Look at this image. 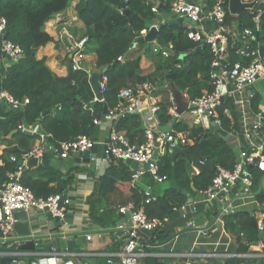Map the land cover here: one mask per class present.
<instances>
[{
    "label": "trees",
    "instance_id": "16d2710c",
    "mask_svg": "<svg viewBox=\"0 0 264 264\" xmlns=\"http://www.w3.org/2000/svg\"><path fill=\"white\" fill-rule=\"evenodd\" d=\"M71 1L0 0V17L6 21V40L22 49L20 58H5L9 64L6 67L0 66V93H7L19 103L28 99V103L19 107L18 111L5 100H0V142L5 141L3 138L12 132L14 133L11 138H18L17 145L5 149L1 156L0 186L7 182L9 174L17 171L19 165V162H11L9 156L29 151L36 139L34 134L28 135L18 131V125L41 126L44 132L52 136L49 141L53 145L72 141L81 135L94 139L92 132L97 127L94 123L95 115L102 113L104 107L113 108L117 94L122 88L135 87L144 82L159 83L160 87L154 95L159 98L157 119L160 126H165L172 119L169 114V109L173 106L169 101L170 93L163 87L167 82L173 81L175 87L182 94L187 93L190 100L201 96L204 90H212V54L207 45L199 48L188 39V25L184 23L164 26L158 30L154 41L163 48L172 44L173 49L167 58L154 54L158 58L154 70L150 74H142L143 68L150 62L148 53L152 51L145 42H136V39L157 21V15H169L173 0H80L75 11L77 19L85 26V41L81 54L95 53V68L99 71V80L103 76L106 77L105 90L101 93L102 102L94 101L95 94L85 71L75 70L72 83L68 84L63 78L57 77L45 65L43 59L38 60L35 57L37 48L53 40L44 30L45 23L56 15L63 14ZM213 1L205 0L206 6L210 8ZM153 7L156 13L152 12ZM225 9L224 25L229 29L234 27L236 33L252 31L255 40L249 41L251 50L259 49V52L264 54V0H258L253 9L244 10L236 16L228 12L226 5ZM204 25L209 31L214 28V25L207 21ZM230 41L233 48L229 50V62L241 61L248 64L254 59H244L237 54L238 48L242 46L240 38L236 37ZM171 74L174 75L173 79H167L166 76ZM258 103L259 98L254 96V110L257 109ZM229 106L230 103H227L217 108L220 128L236 138L241 150H244L245 143L238 116L234 112L231 119L224 115V109ZM174 125L177 130H187L184 123ZM113 128L117 133H123L131 144L144 143L145 131L141 129V118L137 114L113 121ZM197 132L200 137L187 144L186 155L179 154L172 159L170 154L166 153L158 158V174L165 176L164 182L168 184L161 193H153L156 196L155 201L144 204L143 188L140 186L126 188L131 193L130 199L135 210L142 206L148 218L170 219L181 206L188 204L190 197L204 192L211 185L214 173L200 165L199 161L227 170L235 167V153L231 150L229 139L221 137L212 128L200 129ZM247 152L249 154L251 149ZM191 166H196L198 173L191 174ZM45 168L44 163V167L37 168L33 173L42 175L41 172ZM249 169L254 177L253 188L257 187L262 172L255 168ZM132 174L133 171L124 161L111 159L109 167L98 179V194L100 197H106L116 188H125L122 184L131 183ZM19 178L21 184L29 188L36 197L42 198L61 194L71 180L70 177L67 180H58L56 187H50L53 179L43 181L35 178L32 172H22ZM255 199L258 205L263 206L264 191L256 194ZM94 205L95 203L91 205L92 209ZM222 217L225 231L237 235L236 254H251L249 247L259 241L262 242L264 254V239L256 222H252L250 213L234 211L233 214ZM166 225L162 232L152 236V243L164 241L171 236L172 231L166 230ZM240 233L243 236H240ZM139 242L145 253L159 252L146 246L143 239H139ZM140 264L167 263L161 257L149 255L142 258ZM212 264H264V258L230 257L220 262L212 261Z\"/></svg>",
    "mask_w": 264,
    "mask_h": 264
},
{
    "label": "built area",
    "instance_id": "2783aa9c",
    "mask_svg": "<svg viewBox=\"0 0 264 264\" xmlns=\"http://www.w3.org/2000/svg\"><path fill=\"white\" fill-rule=\"evenodd\" d=\"M228 0H214L210 8L206 9V3L203 5L196 0H173L170 6L169 15L174 20L187 19L192 22V26L188 25L187 37L191 41L197 44V47L202 48L207 45L210 53L212 54L210 72V86L212 90L210 92L204 90L202 95L190 100L186 93L183 94L184 100L188 103L189 107L181 115H177L174 109H170V113L174 119L179 120L183 116H186L192 126H206L209 128L211 121L216 124L219 123L217 108L224 104L223 97L227 98V101H231L233 105L243 108L253 94L248 92L244 97L246 91L260 80H264V54L259 52V49L251 50L249 41H254V35L250 30H244L241 33H233L224 25V19L226 16L225 5L227 6ZM250 2L253 0H244ZM258 2V1H257ZM152 12L156 13V9L153 7ZM210 22L214 25L212 30L205 28V22ZM159 22L155 21L149 28H158ZM6 29V21L0 17V53L3 57L10 60H17L22 55V49L19 45L3 39V30ZM148 30L142 32L144 36ZM240 38L242 44L238 48L237 54L241 58L254 57L252 61L245 64L241 61L229 62V50L233 48V43L230 39ZM84 39L80 40L74 45L68 47V53L70 54V61L75 70H83L87 74V77L91 79L93 73L87 69H84L80 64L81 50L83 48ZM258 47V46H257ZM153 54H158L163 58H167L170 55L173 47L172 44H168L165 48L159 46L155 41L151 42L150 48ZM121 58H118L120 60ZM106 77H102L99 80V91L102 93L105 90ZM166 87V86H164ZM157 86L155 83L144 82L135 87H125L119 90L116 97V104L113 108L107 109V114L104 115L106 121H113L124 118L128 115H142L147 113L148 121H155V115L157 108L155 107L154 92ZM3 99L9 103L12 108L18 109L22 105L28 103V99H24L22 103L14 100L7 93H0V100ZM94 101L102 102V98H94ZM169 101L172 103L173 97L170 93ZM143 117H145L143 115ZM264 120V114L262 112L257 114V119L249 129L244 130L245 139L250 140L253 136L257 135L262 130V122ZM101 119L94 120L96 125H99ZM36 127V128H35ZM35 128V130H33ZM17 130L20 132L30 133V135H36L34 144L29 151L22 152L19 155L12 154L9 156V160L13 163L19 162L17 171L8 175V180L0 186V244L6 247V250L0 252L2 256H15V257H38V253H24L17 250V243H13L11 234L13 233V225L15 223L14 213L18 211L36 212L47 209L52 217H58L59 220L66 219V213L71 206V201L66 198H62L64 194H53L46 198L36 197L33 192L21 184L20 173L24 164L31 158L41 160L42 156L47 148L58 154L62 159L75 155L77 152H83L92 149L97 145V142L88 136L81 135L72 141L58 142L56 145L49 147L48 142L52 136L44 132L39 125H18ZM145 140L141 145L131 144L128 139L113 131L105 145V159L106 161L114 160H131L138 162L140 167L138 170L133 171L131 176L132 181H137L142 176H149L153 183H161L165 180V176L158 174L157 161L158 158L155 151L160 150V154H171L173 147H185L191 142L189 138L182 135L179 131L171 129L169 132L159 135V146H155L154 132L151 130H145ZM261 146H264L262 140ZM149 163L148 168L145 169L144 165ZM200 165H204V161H199ZM249 168H255L256 170L264 173V155L260 150L252 152L244 159H241L238 164L232 170H227L220 166L214 167V178L211 185L201 194L205 196V201H213L215 199L224 200V208L222 216L231 215L234 213V209L227 203V198L230 191L234 188H241L243 194H251V188L253 186V173ZM197 172V170H196ZM144 204H149L156 200V196L153 194L151 187L147 186L143 190ZM227 203V204H226ZM130 209L120 208L119 212L125 213L131 211L130 224L131 226L127 230V239L124 241L120 249L110 255L107 259V264H139L140 260L150 254L145 253L142 246L139 243L138 237H136V231L139 230H158L162 229L169 221L167 217L160 218H148L141 206L138 209L129 207ZM189 205H183L179 208L178 212L182 218L186 219V213ZM66 223V222H65ZM257 228L264 237V226L261 223H257ZM190 226V223H187ZM240 236H243L240 233ZM90 239V237H87ZM56 261H59L62 257L69 254L57 253ZM250 254H209L204 257L212 259L222 260L230 257H249ZM201 256V255H199ZM12 262H17V259H13ZM220 262V261H219ZM29 264H39L37 259H33Z\"/></svg>",
    "mask_w": 264,
    "mask_h": 264
},
{
    "label": "crops",
    "instance_id": "0c3cea01",
    "mask_svg": "<svg viewBox=\"0 0 264 264\" xmlns=\"http://www.w3.org/2000/svg\"><path fill=\"white\" fill-rule=\"evenodd\" d=\"M196 1L203 5L205 4V0ZM79 2L80 0H72L63 14L56 15L53 19L45 23L44 30L53 40L45 46L37 48L35 53L36 59H43L45 65L60 78H65L68 75V62L70 59L68 47L76 44L84 38L85 26L77 19L75 11ZM206 9H208L207 6ZM160 16L161 22L159 23L174 21L170 15ZM184 24L192 26L189 23ZM230 31L233 33L236 32L234 27H232ZM231 38L233 39V37ZM80 61L84 69L91 71L93 74H99V71L95 68V53L88 52L81 55ZM8 64V60H6L0 53V66L6 67ZM147 64L148 66L143 68L142 71H145L150 67V62ZM168 83L169 82L164 85L166 87H163L167 88L169 93H171L168 88ZM155 84L157 86V91L160 86L159 83ZM248 92H251L253 97L255 96L259 98L256 110L252 108L253 97L243 108L233 105L231 101L226 100L224 103H230L229 108L224 109V115L228 119H231L232 113L234 112L238 116L239 123L241 124L243 141L245 143L244 150H241L239 141L236 138H233L231 134L227 133V136L223 137L226 140L229 139L231 141V150L235 154H240V160L244 159L246 154L248 155V149H251L250 153L260 150L262 154V151H264V146H261L262 140L264 141V135L262 134L264 133L263 130L253 136L250 140L245 139L244 137V130L249 129L253 125L257 119V114L260 112L264 114V80H260L252 85L246 91L244 97ZM153 96L156 103L155 107L158 111L159 98L155 95ZM172 105L171 109H174L173 101ZM169 114L172 116V119L165 126H160L158 124L157 113L155 115V121L144 119L147 118V113L139 115L141 118V129L144 131L151 130L158 136L169 132L171 129H175L187 137V134H191L189 127L196 128L192 126L191 121L186 116L176 120L170 113V109ZM143 115L145 117H143ZM102 116L99 125H97L92 132L94 140L97 142V151L95 157H91L88 163H85L82 160L77 161L74 154L62 159L52 150V148H47L44 152V154L47 153L46 156L43 154L42 159L40 161L37 160L36 165L27 168V162L30 160L29 159L21 170V173L32 172L35 178H40L43 181L53 179L49 184L50 187H56L58 180L62 181L67 180L69 177L71 178L67 183L65 190L61 193L66 194L71 201V207L66 213V223L63 225L61 224L58 227L54 221H50L47 218L39 219V216L33 212L34 215L28 218V221L31 224V235L25 238H18L14 232L11 234L13 243H17L16 251L19 252L32 253L33 251L19 250V246L27 240L34 241L36 250L33 253L39 254L38 257H36L39 264H107V259L110 255L116 253L126 240L125 237L128 230V221L119 225L121 220L118 216L120 208H126L127 210L130 209L129 207L133 208V202L130 199L131 193L126 188L140 186L144 190L147 186H150L153 193H161L168 184L164 181L156 184L152 182L150 177L147 178L148 176H144L137 181H131L129 184H122L125 188H116L113 192L107 194L106 197H100L98 194V179L105 173L110 165V161L104 160V143L108 140L110 134L115 131L113 123L108 120L106 121ZM175 123L186 124L187 130H177L174 125ZM212 125L220 127V120L218 124L211 121L209 128H212ZM199 127H201L202 130L209 129L206 126ZM35 128H33V130H35ZM12 133L3 138L5 141L0 142V165L3 151L17 145L18 138H11ZM118 134L125 136L123 133ZM199 137V135H196L191 136L189 139L195 140L199 139ZM48 144L49 147L52 146V143L48 142ZM185 148L186 146L182 147V149ZM155 154L157 158L161 157L160 150L157 149ZM44 163L46 168L41 172L42 175L38 172L33 173L37 168L44 167ZM190 173H198V168L196 166H191ZM263 176L264 173H262L257 187L253 188L252 186L251 194H243L241 188L237 187L230 191L227 198V203H230L234 211H246L250 213L254 222H256V224L260 222L262 226H264V210H262L264 205H258L255 196L260 191H264ZM93 203H95V205L92 209L91 205H93ZM187 205H189V208L186 213V219L182 218L179 212L173 214L166 225V230L168 229L174 234L185 228L206 227L212 221H215L213 224L214 228L208 232H185L161 247H152L146 242V246L159 251L152 252L150 255L165 259L167 264H210L211 259L209 257H204V255L212 254L214 251L222 252L223 250H230L232 251L231 254H235L237 243L234 239L232 240L229 237L230 233L224 229V221L221 212L224 208V200L215 199L213 201H205V197L201 193H198L188 199ZM112 222L114 224H112ZM187 223H190V226H187ZM87 237H90V239H87ZM262 239H264L263 236ZM54 241H57V249L53 245ZM67 241H74L77 248L68 249ZM0 247H4L6 250V247L1 244ZM47 247L51 248L48 249ZM5 250L0 249V252ZM64 252L69 255L56 261V254ZM249 252L251 253L249 257L264 258L262 242L259 241L257 244L251 245L249 247Z\"/></svg>",
    "mask_w": 264,
    "mask_h": 264
},
{
    "label": "water",
    "instance_id": "95a60500",
    "mask_svg": "<svg viewBox=\"0 0 264 264\" xmlns=\"http://www.w3.org/2000/svg\"><path fill=\"white\" fill-rule=\"evenodd\" d=\"M257 1L258 0H253V1H250V2H246L244 0H228L227 1V9H228V12L231 14V15H239L242 11L244 10H251L254 8V6L257 4ZM126 4V3H125ZM157 20L158 22H161V16L160 15H157ZM182 23H191L193 24L192 22H189V20L185 19H176L174 21H169V22H165V23H159L158 25V28H162L164 26H170V25H175V24H182ZM131 32V31H130ZM157 33V30L155 29V27H151L147 33L142 36V37H138L136 39V42H145L148 46V49L150 48V44L151 42L154 41L155 39V35ZM3 34V39H6V36H7V30H3L2 32ZM132 34V32H131ZM70 58V57H69ZM73 67H72V64H71V61L69 59V62H68V75L67 77L63 78L68 84H71L72 83V74H73ZM99 76L100 74L98 73H94L90 79V84H91V87H92V90H93V93L95 94V97L98 98V99H101L102 95H101V92L99 91ZM174 77L173 74L171 75H167L166 78L169 79V80H172ZM168 88L170 90V92L172 93V97H173V102H174V111L177 115H181L183 114L184 112H186V110L188 108H191L189 107L188 103L184 100L183 98V94L175 87L173 81H170L168 83ZM227 100L226 97H223L222 98V101L225 103ZM18 111V109H16ZM49 112V111H48ZM107 114V108L104 107L103 108V111L102 113H97L95 115V118L96 120H100L101 116L102 115H106ZM212 129L214 132L216 133H219V135H221L222 137H226L227 136V133L224 132L223 130L220 129V127L218 126H214L212 125ZM262 130L264 131V120L262 122ZM28 135H30V133L28 132L27 133ZM155 137V146H159V137L157 134L154 135ZM106 147H104V150H105ZM96 151H97V147L94 146L92 149L90 150H86V151H83V152H77L75 154V157H76V160L79 161V160H82L83 162L85 163H88L92 158L95 157V154H96ZM188 153V150L185 148V149H182L180 147H173L172 148V151H171V158L174 159L175 156H177L178 154H187ZM240 154L239 153H236L235 154V163L238 164L240 162ZM125 163L127 165L130 166V168L134 171L138 170V168L140 167V164L138 162H135V161H131V160H126ZM37 164V159L36 158H32L30 159L28 162H27V168H30L34 165ZM148 165L149 163H146L144 165L145 169L148 168ZM204 168H206L207 170H209L210 172H214V167L212 165H209L207 163L204 164ZM263 180V183H264V176L262 178ZM263 188H264V185H263ZM205 197V196H204ZM63 199L66 198V194L63 195L62 197ZM206 198V197H205ZM71 206H69L68 209H70ZM262 210H264V207L262 208ZM222 212V211H221ZM220 212V214H221ZM36 215H38L39 219H45L47 218L48 220L50 221H54L56 223V225L59 227L61 224L63 225L67 219L65 220H59L58 217H52L51 213L47 210V209H44L43 211H36L35 212ZM131 213H132V210L131 211H126L125 213H122V212H119L118 216L120 218V222H119V225L128 221L127 225H128V228L131 226L130 224V216H131ZM34 213L33 212H25V211H18V212H15L14 213V220H15V223L13 225V232L18 236V238H25V237H29L31 235V231H30V226L31 224L29 223L28 221V218L30 216H33ZM253 223L254 222V219L252 218L251 219ZM215 221H212L208 226L206 227H190V228H185L181 231H177L176 233L172 234L171 236H169L166 240L162 241V242H159V243H151L150 239L151 237L155 234V233H160L162 230H139V231H136V237L140 238V239H143L145 242H147V244L149 246H152V247H161L167 243H169L170 241H172L174 238H176L178 235L180 234H183L185 232H204V231H211L214 227H213V224H214ZM127 235L125 237V239H127ZM53 245L56 247V249L58 248L57 246V241H54L53 242ZM67 247L68 249H75L77 248L76 245H75V242L74 241H67ZM48 249H50L51 247H47ZM1 250H5L4 247H0ZM19 250L21 251H35L36 250V246H35V243L34 241H30V240H27L25 242H23V244H21L19 246ZM13 259H17V262H12ZM33 259H36V257H15V256H2L0 257V264H29Z\"/></svg>",
    "mask_w": 264,
    "mask_h": 264
},
{
    "label": "rangeland",
    "instance_id": "374dc122",
    "mask_svg": "<svg viewBox=\"0 0 264 264\" xmlns=\"http://www.w3.org/2000/svg\"><path fill=\"white\" fill-rule=\"evenodd\" d=\"M148 60L150 61V67L147 69V70H145V71H142V74L143 75H147V74H150L153 70H154V67H155V64H156V62H158V58L157 57H155L152 53H148ZM81 62V61H80ZM81 65V64H80ZM82 66V65H81ZM151 71V72H150ZM190 128V131H191V134H187V138H191V136H196V135H198V132L197 131H199L200 129H202L201 127H196V128H191V127H189ZM230 235V236H229ZM228 236L233 240H235V238H236V233H234L233 232V234L232 233H230ZM240 235V234H239ZM235 242H236V240H235ZM205 252H207V251H205ZM209 253H212V252H209ZM214 253L215 254H220V255H225V254H231L232 253V251H230V250H223L222 252H219V251H214ZM211 260V263L210 264H212V261L214 262V261H217V259H212V258H210ZM219 261H221V260H219Z\"/></svg>",
    "mask_w": 264,
    "mask_h": 264
}]
</instances>
